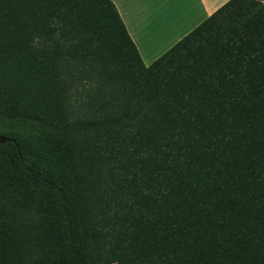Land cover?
I'll list each match as a JSON object with an SVG mask.
<instances>
[{"label":"trees","instance_id":"trees-1","mask_svg":"<svg viewBox=\"0 0 264 264\" xmlns=\"http://www.w3.org/2000/svg\"><path fill=\"white\" fill-rule=\"evenodd\" d=\"M112 0H0V264H264V0L145 65Z\"/></svg>","mask_w":264,"mask_h":264},{"label":"crops","instance_id":"crops-1","mask_svg":"<svg viewBox=\"0 0 264 264\" xmlns=\"http://www.w3.org/2000/svg\"><path fill=\"white\" fill-rule=\"evenodd\" d=\"M145 65L228 0H112Z\"/></svg>","mask_w":264,"mask_h":264},{"label":"water","instance_id":"water-1","mask_svg":"<svg viewBox=\"0 0 264 264\" xmlns=\"http://www.w3.org/2000/svg\"><path fill=\"white\" fill-rule=\"evenodd\" d=\"M5 138L3 136H0V142H4Z\"/></svg>","mask_w":264,"mask_h":264},{"label":"rangeland","instance_id":"rangeland-1","mask_svg":"<svg viewBox=\"0 0 264 264\" xmlns=\"http://www.w3.org/2000/svg\"><path fill=\"white\" fill-rule=\"evenodd\" d=\"M112 264H115V263H112Z\"/></svg>","mask_w":264,"mask_h":264}]
</instances>
